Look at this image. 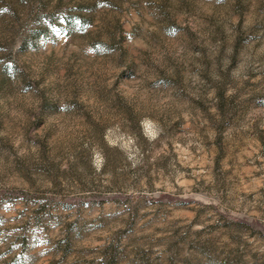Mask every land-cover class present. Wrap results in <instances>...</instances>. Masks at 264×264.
<instances>
[{
	"label": "rangeland",
	"instance_id": "obj_1",
	"mask_svg": "<svg viewBox=\"0 0 264 264\" xmlns=\"http://www.w3.org/2000/svg\"><path fill=\"white\" fill-rule=\"evenodd\" d=\"M0 264H264V0H0Z\"/></svg>",
	"mask_w": 264,
	"mask_h": 264
}]
</instances>
